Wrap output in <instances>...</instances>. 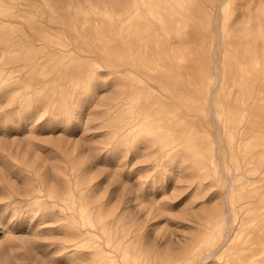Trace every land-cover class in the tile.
Wrapping results in <instances>:
<instances>
[{
  "label": "rangeland",
  "instance_id": "obj_1",
  "mask_svg": "<svg viewBox=\"0 0 264 264\" xmlns=\"http://www.w3.org/2000/svg\"><path fill=\"white\" fill-rule=\"evenodd\" d=\"M29 3L42 31L0 30V264H264V0ZM75 6L106 23L58 27Z\"/></svg>",
  "mask_w": 264,
  "mask_h": 264
},
{
  "label": "bare ground",
  "instance_id": "obj_2",
  "mask_svg": "<svg viewBox=\"0 0 264 264\" xmlns=\"http://www.w3.org/2000/svg\"><path fill=\"white\" fill-rule=\"evenodd\" d=\"M31 1H38V0H0V30L2 29H5L7 27H11V26H18V25H23L25 27H28L29 29H39L38 31H42L43 29L41 27H39V25L41 24H38L37 21H33V20H30L27 18L26 16V11L25 9L31 5V3L29 2ZM125 1V0H124ZM121 3V2H120ZM44 7V6H43ZM71 6H69L70 8ZM68 8V7H67ZM76 6L75 7H72L71 11L69 14H74L75 16V19L74 20H64L61 25L62 26H58V27H75L76 25H81V27L83 28H95L97 26H99L100 24H103V23H106L102 17L100 16V14L97 12L95 13L96 17L93 18V21H89V20H86L84 19V22H82V24H80V18H81V15H79L76 11ZM129 5L127 7V11H129ZM83 9V8H82ZM98 11V10H97ZM46 12V11H45ZM84 12V11H83ZM131 16H129V14H127L126 16H124V14H121V13H118L117 14V19L115 20V22H111L108 24V26L110 25H113L115 27L116 30H118L119 28H123V27H126L128 28L130 25H131ZM217 21V20H216ZM47 22H45L46 24ZM43 27H45V25H41ZM165 26H167V23H165ZM1 32L3 31H0V41L4 42L5 44L6 43H9V44H13V45H16L18 44V41L16 40L15 36H12V35H6V34H1ZM261 37V35H260ZM221 38V36H220ZM221 40V39H220ZM262 40V39H261ZM220 42V41H219ZM235 42H239V44L241 43L240 40H236ZM182 43L179 41V45H181ZM226 48H228V44L226 42ZM181 47V46H180ZM229 49V48H228ZM227 52V51H226ZM225 52V53H226ZM225 55L224 54V58L222 59V69L224 71V76L226 75H229L230 72H231V69L229 71H226V69L224 68V59H225ZM168 57V56H167ZM189 61V60H188ZM187 65V63H186ZM218 66V65H217ZM220 69V68H219ZM250 70V69H249ZM185 73V72H183ZM232 73H234V71L232 70ZM249 73V71H248ZM180 74V73H179ZM189 75V74H188ZM248 75V74H247ZM189 81V80H188ZM190 82V81H189ZM218 86V85H217ZM216 88V87H215ZM215 90V89H214ZM213 90V92H214ZM217 90V89H216ZM211 95V94H210ZM212 96V95H211ZM210 99V98H209ZM212 100V99H210ZM174 102V100H173ZM176 103V102H175ZM212 103V102H211ZM177 104V103H176ZM180 106V105H179ZM237 107V106H236ZM184 109V108H183ZM233 111V110H232ZM235 111V110H234ZM262 113V112H261ZM263 115V114H261ZM233 116V115H232ZM258 116V115H257ZM261 117V116H260ZM255 120V119H254ZM234 121V120H233ZM231 122H232V119H231ZM233 124V123H232ZM236 125V124H234ZM235 129V128H234ZM233 131V130H232ZM259 131V130H258ZM236 133V132H235ZM234 133V134H235ZM216 143V142H215ZM263 171V170H262ZM260 174V173H259ZM230 232V231H228ZM175 253V252H174ZM216 253V252H214ZM168 254V253H167ZM209 254V253H208ZM212 254V253H210ZM207 255V257L205 259H208L210 258L211 256ZM168 256V255H166ZM170 256V255H169ZM214 257V256H213ZM212 257V259H213ZM166 258V257H165ZM176 258V257H174ZM173 256H172V259H174ZM204 260V259H203ZM202 260V261H203ZM208 261V260H207ZM211 261V260H210ZM201 264H206L205 260L201 263Z\"/></svg>",
  "mask_w": 264,
  "mask_h": 264
},
{
  "label": "snow or ice",
  "instance_id": "obj_3",
  "mask_svg": "<svg viewBox=\"0 0 264 264\" xmlns=\"http://www.w3.org/2000/svg\"><path fill=\"white\" fill-rule=\"evenodd\" d=\"M9 105H5L4 108H0V113H4L6 116H12L13 112L7 111Z\"/></svg>",
  "mask_w": 264,
  "mask_h": 264
}]
</instances>
